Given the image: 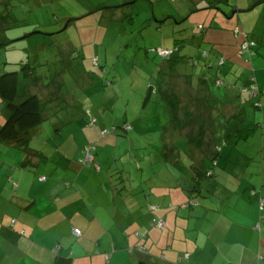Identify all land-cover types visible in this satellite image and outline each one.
<instances>
[{
  "label": "rangeland",
  "instance_id": "374dc122",
  "mask_svg": "<svg viewBox=\"0 0 264 264\" xmlns=\"http://www.w3.org/2000/svg\"><path fill=\"white\" fill-rule=\"evenodd\" d=\"M110 3L114 6L122 5V7L105 11L103 9L94 13L98 8ZM233 3L236 4L237 1L233 0ZM13 7V12L20 19V23L2 37V41L12 40L15 42L0 48V75L18 71L23 89L24 84L30 83V81L24 80L25 74L22 69L24 64H30L32 67L34 66L33 69L37 75L42 77L47 84L45 91L53 89V80L55 79L63 84V99L54 102L50 100L49 96H46L43 107L45 121L37 128L31 139L29 150H16L4 145L2 149L5 153L1 156L15 162H22L27 155L31 156L34 162H41L43 172L46 174L49 172L59 173V176L56 177L67 185V182L72 181L68 177L69 173L62 174V162L59 157L60 159L67 157L74 159V156H77L81 151L80 147L85 148L94 142L91 141L92 134L98 135L99 130L102 133L104 129H113L115 122L117 124L127 122L131 125L128 137H120L119 133L126 132L124 125L121 124L119 125L121 130H114L99 144L101 146L104 140L109 139L107 142L105 141L109 145L107 148L115 152L106 155L107 162H110V173L105 171L106 166L102 163L104 171L99 176L101 184H103V180L108 183L113 181L115 184L118 178L123 176L128 179V182H125L126 192L124 195H132L133 198L140 199L144 197L143 195L149 194L152 184L149 180L151 177L154 178L153 183L160 185L171 180L170 177L162 174L164 169L168 173H172L173 170L175 178H180L181 173L187 174L188 169L183 166H187L186 162L191 160L188 138L183 135L175 137L174 143L178 148L179 161L182 163L178 166L173 165L170 171V168L165 166L162 146L169 135L167 131L173 130V123L168 121L169 117L163 112V109V113L160 112L158 116L153 115L162 108L158 102L153 103L156 101L155 97L152 99L154 101H151L147 106L144 104V99L150 83H156L159 64L162 63V58L152 51L171 48L174 45V39L180 38L181 34L174 33L179 27L175 25V20L167 19L159 28L157 19H164L165 16L177 19L188 17L194 7L191 0H14ZM223 10L233 13L230 6H223ZM122 11L125 12L124 19L119 16L121 13L123 14ZM127 13L132 15L131 21L127 20ZM207 13V10L195 12L185 22L188 32L193 33L192 37L196 35L198 25L205 24ZM257 13L256 15L259 16H256V20L259 21L260 34L255 33V36L264 41V5L259 8ZM74 18L78 20L72 22L74 26L72 25L67 30V23ZM235 18L237 20V17ZM244 21L249 23L248 18ZM227 32L229 31H217L216 39L223 43L228 42L229 39L238 43L237 39ZM222 33L227 34L225 36ZM233 34L236 36L235 33ZM190 39L193 40V38ZM216 39H213V43L216 42L214 41ZM2 41L0 40V42ZM213 46L204 43L201 45L200 52L191 50L192 54L196 55L195 59L198 62L193 70L198 76L207 78L212 89V97L205 102L208 109L214 110V107L223 104L224 101L237 100L238 91L241 92V90H243L240 94L241 100L243 103H247L251 96V88L248 85L249 91H246L245 82L247 78H252L254 70L261 82V78L264 77V55L253 56L252 60L248 62V56L242 55L239 48L222 46L221 48H227L225 54L228 57L225 56L227 64L220 67L217 55L222 50H219L220 45L217 43L214 46L215 50L212 49ZM183 53L190 54L187 44L183 48ZM206 63L214 68L212 66L208 68ZM220 69L222 70L220 71ZM217 71H219L218 76L224 85L217 83ZM181 81L184 80L179 79L178 83ZM49 84L51 85L49 86ZM230 84L232 86L235 84L233 87L236 86L235 88L239 90L230 87ZM180 85L183 83L181 82ZM32 90L33 85L30 87V91ZM233 96L235 98L231 100ZM252 102L255 103V99H252ZM253 110L255 109L251 108L249 112L257 118L252 120L263 121L260 116L262 109L257 112H253ZM8 114L6 104L0 97V124L8 119H4ZM94 118L98 120L95 126L90 125V121ZM137 118L138 120L135 122ZM211 118L212 120L206 121L204 125L206 129L214 128L215 130H213L216 132L222 130L225 123V119H222L223 115H216L213 112ZM262 123L264 125V121ZM179 134V131H174V135ZM189 136L194 137L195 134ZM262 138L264 137L255 135L254 140L245 142L249 145V149L244 156L247 157L246 161L251 169L254 166V170L258 169L255 168L256 163H253L254 157L257 156L255 149L260 150L262 147L259 146ZM30 150H36L46 158L42 157L40 153L32 155ZM199 152H201L200 155L209 156L211 149L206 146ZM27 161L28 158L25 163ZM168 163L170 165L169 161ZM73 165H77L79 168L78 163ZM35 170L37 169L34 168ZM94 173V167L86 168L85 171L81 168L78 175L84 174L85 178L88 177L90 190L94 196H97L96 201L102 197L103 202L108 205L110 210L118 208L120 200L114 201L104 195H99L102 193V189L98 184V176ZM48 178L52 179L50 176ZM72 183L76 187V184ZM174 183L177 182L174 180ZM178 194L180 193L174 194L173 202L176 204L179 202ZM141 201L148 204L144 199ZM183 213L187 214V212ZM181 222L182 220H179V223ZM195 226L197 225H192V228ZM113 234L116 235L114 231ZM128 234L126 233V236ZM118 235L121 236L122 233L119 232ZM175 235L176 233L167 236L153 228L148 242L143 239V243L147 244L155 257L161 258L163 252L171 253L175 248L168 247L163 251L160 246L155 245L157 243H168L175 246L181 244L174 243ZM133 237L134 234L131 240ZM177 239L184 240L188 245L195 243L193 235L186 236L181 229H178Z\"/></svg>",
  "mask_w": 264,
  "mask_h": 264
},
{
  "label": "crops",
  "instance_id": "0c3cea01",
  "mask_svg": "<svg viewBox=\"0 0 264 264\" xmlns=\"http://www.w3.org/2000/svg\"><path fill=\"white\" fill-rule=\"evenodd\" d=\"M249 4L253 5L254 0ZM258 10L247 13L245 17L240 16L234 24L240 25L243 32H253L249 38L257 44L256 53L264 55V41L255 36V33L260 34L259 21L256 20ZM246 18L249 23L244 21ZM231 36L238 43L229 39L227 48L235 46L240 50L245 36L233 33ZM253 74L257 75L255 71ZM258 86L262 93L260 116L264 121V77ZM160 112L153 115L158 116ZM98 140L103 141L100 130L91 138V141ZM105 141L99 146V156L95 158L103 169L97 171L94 168V175L97 174L102 189L99 195L121 201L119 207L112 210L102 197L96 201L97 196L90 190L88 177L78 175L80 166L73 164L78 163L76 160L81 151L71 160L59 157L61 172L63 175L69 173V179L76 184L74 187L72 182L66 185L58 180L56 176L59 173L43 172L41 162H34L31 156L24 158H28L26 163L25 160L15 162L4 158L1 156L5 153L4 145L0 144V264H139L143 261L146 264H165L152 254L147 244L141 242L147 229L152 233L151 221L154 219H164L171 227L178 225L186 236L193 235L195 241L188 245L177 239L176 232L174 243L181 244L166 243L167 247L175 248L171 253H165L166 264H264V211L260 209L264 198V138L259 145L262 146L260 150L255 149L257 156L253 163H256L257 170L253 169L254 166L251 169L246 161L244 154L249 149L246 143H239V149L223 152L225 158L219 163L227 165V169L217 173L208 187L193 198L201 205L190 210L182 207L187 214L179 211L175 217L178 222L170 212L175 204L174 194L179 192V186L175 189L171 173L164 175L171 180L155 188L159 192L153 197L155 202H150V195L144 197L148 206H160L157 211H143L141 199L132 195L117 197L109 193V183L103 180L101 184L99 178L104 171L102 163L107 168L105 155L110 151ZM31 152L32 155L40 153L36 150ZM40 155L46 158L42 153ZM40 175H49L52 179L42 183L38 180ZM189 195L182 191L178 199L184 204ZM192 225L197 226L192 228ZM74 227L85 234L78 241L72 235ZM4 228L16 233L14 241L3 233ZM113 231H120L122 235H115ZM125 232L129 234L126 236ZM134 233L137 234L131 240ZM140 245L150 250L149 256L135 251ZM164 245L157 243L155 246L162 248Z\"/></svg>",
  "mask_w": 264,
  "mask_h": 264
},
{
  "label": "trees",
  "instance_id": "16d2710c",
  "mask_svg": "<svg viewBox=\"0 0 264 264\" xmlns=\"http://www.w3.org/2000/svg\"><path fill=\"white\" fill-rule=\"evenodd\" d=\"M194 4V7L191 9V14L188 17H182L177 19L172 16H165L164 19H157V24L160 28V25L165 22L167 19L175 20V25L179 26L176 28L174 33H181L180 38L174 39V45L171 48L167 49H157L153 50L158 57L162 58V63L159 64V69L157 71V81L153 84L150 83L148 87L144 104L147 106L155 97V102L159 103L161 111L166 113L169 117L168 121L173 123V130L170 129L168 132V136L165 139V143L162 148L164 152L162 153L163 158L165 159L166 167L170 168L173 165H177L182 163L179 161V152L178 148L175 146L174 140L175 137L185 136L188 138L189 150L191 152L190 157L191 160L187 161V166H183V168L188 169L187 174L181 173L182 176L180 178L174 177V171L172 170L171 175L174 177V180L178 183L175 184V189L179 186L178 191L181 193L182 191L186 192L189 195V199L182 204L179 201L171 207L170 212L173 213V219L177 221L175 218L179 211H181L183 206H186L188 210L196 208L199 204L197 201L193 199L198 195L200 191H203L208 184L213 181V178L220 171L227 169V165L220 164L219 160L224 159V153L230 152L236 149H239V143H248L250 142L255 135H259L264 137V125L262 120L253 121L252 119L257 118V116H252L249 114L250 109L254 108L253 112L259 111L261 109L260 100L262 99V93L259 89V79L253 74L252 78H247L245 82V90H248V85L251 88V96L247 103H243L241 100V92H239L238 88L236 89L231 84L229 85L232 88H235L239 96L237 100H232L235 96L231 97L230 102L224 101L223 104L214 107V110L208 109L207 104L205 103L208 99L212 97V89L209 85V81L207 78H203L202 76H198L196 72L193 70V67L198 63L195 59L196 55L192 54V51L200 52L201 45L204 43H209L215 46V43L220 45L218 52V66H224L227 64L225 59V48H221L222 46L227 47V43H223L221 40H217L215 34L220 30H228L227 33H235L237 36L243 34L244 42L240 45V52L242 55H247L249 60H252L253 56H259L260 53H256L257 44L256 42L249 38V36L253 32H243V28L239 25L234 24L236 18L239 19L240 16H243L247 13H252L255 9H258L264 5V0H254V4H249L250 0H236L237 3L234 4L233 0H191ZM13 2L14 0H0V40H3V35L12 30L20 23V19L13 12ZM126 5V4H125ZM223 6H230L232 8L233 13L227 12L223 10ZM122 5H103V7L95 10L94 13L98 11H105L111 8H120ZM207 10L208 13L206 15L205 24H199L196 29V35L192 37V32H188V28H186V21L189 20L191 15L195 12ZM123 12V11H122ZM91 13V14H94ZM231 13V14H230ZM125 12L121 13L120 18L124 19ZM127 20H132V15H126ZM119 19V20H121ZM235 19V20H231ZM78 19L74 18L67 23L66 29L69 30L73 25L72 22L77 21ZM230 20L229 22H227ZM227 22V23H226ZM74 26V25H73ZM65 29V30H66ZM236 29V30H235ZM233 30V31H232ZM38 33V32H36ZM227 33H222L226 36ZM55 35V34H54ZM215 37V38H214ZM27 38V37H26ZM190 38H193L191 40ZM216 39L215 43H213V39ZM22 39V38H21ZM20 39V40H21ZM19 41V40H16ZM191 41V42H189ZM15 41H2L0 42V48L6 47ZM188 45L190 50V54H184L183 48ZM244 45L246 46L244 48ZM213 46V50L215 47ZM218 50V51H219ZM207 55V52H205ZM228 57V56H227ZM228 60V59H227ZM97 62V61H95ZM208 65V63H206ZM212 65H208V68H211ZM214 68V66H212ZM30 64H24V80L30 81V83L24 84L23 89L21 88V76L18 71L15 72H7L0 75V97L3 103L6 104V109L9 112L4 119L6 121L0 124V144L8 145L16 150H29V145L31 139L35 135L37 128H39L44 119V103L46 96L51 98L50 100L56 102L61 101L63 99V84L59 80H53V89L50 91H45L47 88V84H45L44 79L39 77L35 70ZM191 68V69H190ZM222 69H220L221 71ZM255 71V70H254ZM216 74L217 83L219 85H224V82L218 76L219 71ZM181 81L183 85L178 83V80ZM33 85V90L30 91V87ZM51 84H49L50 86ZM228 87V86H227ZM22 90V91H21ZM252 99H255V103L252 102ZM235 101H237L235 103ZM241 101V103H239ZM253 103V104H250ZM211 105L212 102H211ZM215 112V114L223 115L222 119H225L224 126H222V130H218V132L209 128L206 129L204 126L206 121H211V113ZM90 113V112H89ZM156 116V115H154ZM138 118L135 119L137 122ZM98 120L94 118L90 121V125H96ZM124 125L125 133H119L120 137L126 138L128 137V130L131 128V125L127 122L116 123L113 129H104L101 133L100 137L102 139H106L108 135L114 130H121V125ZM118 125V126H116ZM174 131H179V135H174ZM119 132V131H118ZM195 134V136L190 137L189 135ZM165 138V137H164ZM254 140V139H253ZM105 141V140H104ZM99 140L94 141L88 144L85 148L81 149L80 157L76 161L79 163L80 169L84 171L86 168L94 167L95 170L100 171L103 167L98 163L99 160L95 158L98 157L99 153ZM208 146L211 149V152L208 155H200L201 152L198 153L199 150H202ZM249 146V145H248ZM118 148V147H117ZM32 151V150H30ZM224 152V153H223ZM108 153H112L109 151ZM115 153V152H113ZM107 155V153H106ZM105 155V156H106ZM62 160H71L70 158L62 159ZM117 162V160H114ZM170 162V165L168 163ZM110 163V162H109ZM125 164V163H124ZM79 169V170H80ZM141 169V168H140ZM108 173H110V166L106 168ZM106 171V172H107ZM168 173L165 169L163 170V175ZM169 174V173H168ZM48 175H40L39 181L45 183L49 180ZM115 177V176H111ZM151 184V190L149 194L152 198L150 202H155L153 199L155 195H157L158 189L155 188L160 184L153 183L154 178L151 177L149 179ZM128 179H125L123 176L119 177L117 182L113 184L111 181L108 185L109 193L114 194L119 197V195H123L126 192V184ZM186 185V186H185ZM118 186V187H116ZM204 187V188H203ZM161 195V194H159ZM112 196V195H111ZM144 197L147 195H143ZM144 197L140 198L141 200ZM161 198V196H160ZM203 198V196H202ZM264 200V198L262 199ZM261 200V201H262ZM142 208L144 210L157 211L159 207L157 206H148V204L143 205ZM162 207V206H161ZM177 208V209H176ZM261 211H264V207H261ZM175 213V214H174ZM14 225V224H13ZM151 229H156L167 236L174 235L177 230V226H169L164 219H154L151 221ZM11 229V228H10ZM78 230V234L75 232ZM117 235L120 232L114 231ZM3 233L9 238V240L14 241L16 233L14 231L3 229ZM128 233V232H125ZM150 230L147 229V234L142 235L141 242L143 243V239H146L145 242H148L151 234ZM137 233H134V235ZM72 235L76 238L75 240H80L84 237V232L80 229L73 228ZM72 238V237H71ZM76 242V241H75ZM169 247V246H168ZM167 244L161 248L163 251L166 250ZM56 250V249H55ZM135 251L141 253L142 255H150V250L144 245H140L135 248ZM166 252L162 253L161 260L167 263L164 260V256H166ZM110 256V254H109ZM139 264H146L145 261ZM181 264V263H179Z\"/></svg>",
  "mask_w": 264,
  "mask_h": 264
},
{
  "label": "built area",
  "instance_id": "2783aa9c",
  "mask_svg": "<svg viewBox=\"0 0 264 264\" xmlns=\"http://www.w3.org/2000/svg\"><path fill=\"white\" fill-rule=\"evenodd\" d=\"M261 207H264V200L261 201ZM75 232L78 234V230H75Z\"/></svg>",
  "mask_w": 264,
  "mask_h": 264
}]
</instances>
